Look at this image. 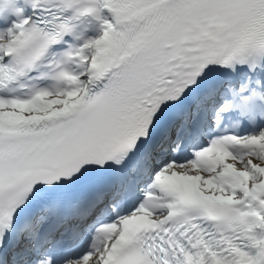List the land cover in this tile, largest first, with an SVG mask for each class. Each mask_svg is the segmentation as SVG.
Listing matches in <instances>:
<instances>
[{
  "label": "snow or ice",
  "instance_id": "1",
  "mask_svg": "<svg viewBox=\"0 0 264 264\" xmlns=\"http://www.w3.org/2000/svg\"><path fill=\"white\" fill-rule=\"evenodd\" d=\"M0 264H264V0H0Z\"/></svg>",
  "mask_w": 264,
  "mask_h": 264
}]
</instances>
